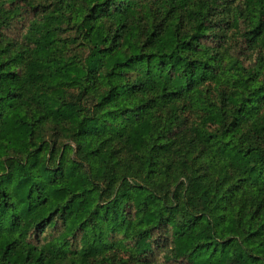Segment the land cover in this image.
Segmentation results:
<instances>
[{"label": "trees", "instance_id": "obj_1", "mask_svg": "<svg viewBox=\"0 0 264 264\" xmlns=\"http://www.w3.org/2000/svg\"><path fill=\"white\" fill-rule=\"evenodd\" d=\"M212 2L64 0L0 45V264H264V0Z\"/></svg>", "mask_w": 264, "mask_h": 264}, {"label": "rangeland", "instance_id": "obj_2", "mask_svg": "<svg viewBox=\"0 0 264 264\" xmlns=\"http://www.w3.org/2000/svg\"><path fill=\"white\" fill-rule=\"evenodd\" d=\"M64 0H0V4H3L7 11L4 10L3 6L2 13H0V45H3L9 52H13L16 50H29V43L26 41V34L29 31V27L31 22L34 19L46 17L47 14L51 12H55L60 14L58 10L59 7L62 6ZM242 0H214L212 2L211 7L214 15V21H219L221 18H226L229 20L231 10L236 6L240 5ZM1 6V5H0ZM62 14L66 16L69 14L68 11H62ZM222 21V20H221ZM57 23L61 24L62 29L60 28V43L62 48L65 45L70 47L71 52H78L80 55H86L88 53V47L84 44L81 35L79 34V29L77 26L73 24H68L64 16H61L60 20H56ZM216 33L218 34L219 39L222 40L224 38L227 40V44L222 48L223 51L226 52H238V48H242V41L232 37V40H229L230 31L226 29V27L222 25H218L216 28ZM220 41H217L215 45H219ZM67 49V48H66ZM246 51V50H245ZM228 54V53H225ZM240 56L248 61L252 60L255 54H252L250 51H247L244 54H240ZM22 71V68H21ZM75 95L78 93L77 89H71ZM93 97L90 96L83 101L86 103H90ZM120 146V144H117ZM123 151H120L122 155L126 153L124 148ZM59 226L56 229L49 228L47 230V234L51 235L53 233H57ZM157 240L161 239L164 234L156 233ZM160 241V240H159ZM162 241V240H161ZM168 244V242H166ZM165 244V245H166ZM113 254L116 258L126 259V253L123 250H113ZM162 259V255L159 253L153 256L152 261H160ZM132 262L130 264L133 263ZM140 264V263H134ZM177 264V263H173Z\"/></svg>", "mask_w": 264, "mask_h": 264}]
</instances>
